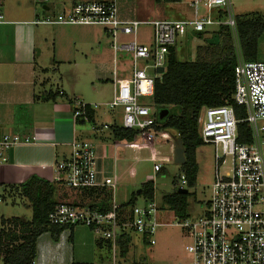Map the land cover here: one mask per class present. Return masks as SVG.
Masks as SVG:
<instances>
[{
    "label": "built area",
    "instance_id": "1",
    "mask_svg": "<svg viewBox=\"0 0 264 264\" xmlns=\"http://www.w3.org/2000/svg\"><path fill=\"white\" fill-rule=\"evenodd\" d=\"M187 4L192 16L177 19L122 18L115 1H94L78 2L69 9L32 20L33 24L50 26H100L111 41L115 62L119 53L128 54L124 61L130 73L119 77L114 69L115 91L106 105L110 110L121 109L124 128L140 131L143 141L130 143L128 147L148 149L155 171L161 170V162L168 161V156L154 152L160 148L154 139L160 137L174 149L175 139L181 138L175 130L157 128L160 122L153 101L155 81L164 74L158 69L162 67L166 71L170 48L189 32H208L210 27L217 29L222 25L229 26L237 39L231 0H188ZM201 7H204L202 11ZM3 20L0 13V22ZM142 25L153 26V40L148 47L138 41ZM122 36L132 40L122 41ZM139 61L144 62V67ZM148 69L154 70V74H149ZM233 98L245 107V118L239 120L231 105L204 107L198 117L203 142L215 146V177L206 212L197 219L187 217L175 223L190 238L185 246L189 264H264V61H245L238 55ZM72 103L74 119L89 122L88 110L96 108L97 104H89L79 97H74ZM242 122L251 127V142L239 140ZM93 129L98 130L96 126ZM35 139L34 136L22 138L15 133L3 134L0 163L6 160L5 154L10 148ZM71 145V154L56 161L55 173L71 188H109L113 196L111 209L102 212L89 205L59 203L49 214V222L65 225L67 230L76 225L90 228L99 240L110 244L113 264H120L117 259L119 240L128 234L141 235L149 244H155L158 227L174 224L169 219L163 220L166 208L156 201L155 192L152 198L144 199V204L123 208L114 200L117 183L103 176L97 168L94 144L74 140ZM187 184L183 173L178 189L186 188Z\"/></svg>",
    "mask_w": 264,
    "mask_h": 264
},
{
    "label": "crops",
    "instance_id": "2",
    "mask_svg": "<svg viewBox=\"0 0 264 264\" xmlns=\"http://www.w3.org/2000/svg\"><path fill=\"white\" fill-rule=\"evenodd\" d=\"M12 1L10 6L9 0H0V13L4 16L3 22H0V138L3 134L15 133L22 138L34 136L36 139L30 143L18 144L6 152V160L0 163V188L6 194L14 196V200L17 196L25 198L16 187L30 176L38 175L54 182L57 202L91 206L102 200L104 190L110 192V189L71 188L60 180L54 171V165L56 161L66 159L71 154L72 141H89L93 138L98 140L96 143L92 140L96 147L97 168L103 176L114 178L118 188L128 177L124 175L123 165L127 161H138L136 154L132 160H128L125 155L130 143L113 139V126L116 124H110L109 118L105 116L104 120L99 121L97 108L101 104L95 103L97 107L93 109L92 130L80 128L86 122L76 121L73 117L74 97L94 104L92 99L100 93L103 86L100 81H113L115 68L119 74L111 41H107L103 35L99 41L94 26H50L33 24L32 20L69 9L78 2L94 1H115L122 18L148 21L170 19L165 17L167 14L158 3L174 4L182 1L152 0L157 1V8L146 6L141 13L134 5V0L130 3L127 0ZM177 16L182 18L180 14ZM215 30H209L211 34L206 38H212ZM121 71L123 76L130 73L127 68ZM44 92H53L56 94L55 99L37 100L36 95ZM103 124L109 126V134L113 140L110 148L114 154L110 168L104 163L107 159L104 153L107 145L101 142L105 136ZM94 126L98 130L93 129ZM161 150L163 148H159L158 152L163 154ZM129 174L132 175L131 172ZM132 188L135 190L133 186ZM139 189L130 195L131 190L127 188L126 197L117 202L127 203L139 194ZM3 194L1 196L4 200ZM27 207L30 208L31 204H27ZM0 214V222L2 218L22 217L7 215V211ZM98 240L94 231L85 225L64 230L58 241L53 240L49 232L43 233L38 238L37 255L33 264H80L88 261L106 264L103 256L99 257V263L94 262L96 250H107V245L98 246Z\"/></svg>",
    "mask_w": 264,
    "mask_h": 264
},
{
    "label": "trees",
    "instance_id": "3",
    "mask_svg": "<svg viewBox=\"0 0 264 264\" xmlns=\"http://www.w3.org/2000/svg\"><path fill=\"white\" fill-rule=\"evenodd\" d=\"M235 18L237 39L234 38L229 26L222 25L213 33V37L216 35L219 37V43L210 44L208 43L210 38H206L207 43L198 47L197 58L193 61L179 60L176 46H172L166 71L155 81L154 103L162 110L169 109L171 106L180 109L179 113H171L169 110L163 119L159 114L160 126L157 128L175 130L183 139L186 162L181 164V174L186 175L188 187L195 186L198 173L196 150L203 144L198 124L201 110L204 107L231 105L239 120L246 116L245 107L237 104L233 98L235 66L238 63L239 54L245 61L259 60V41L264 34V17L239 15ZM196 35L199 38L204 37L203 32H198ZM55 97L56 94L53 92L36 95L37 100L44 101L55 99ZM88 113L89 121H92L93 109L90 108ZM80 122L85 123L84 120ZM112 134L115 141L135 143L141 140L140 131L123 126H113ZM239 140L242 142L253 140L249 123L239 124ZM16 188L31 204L33 214L30 220L23 217L2 218L0 222V260L4 264H33L40 235L49 232L52 239L58 241L67 226L53 225L49 222V214L59 204L55 200L54 182L38 175H32ZM140 189L139 194L122 204L123 208L134 205L138 196L149 199L155 192L153 181L142 183ZM104 194L100 202L91 206L107 212L111 209L113 196L111 190L110 192L104 190ZM188 197L189 192L181 193L177 190L165 195L163 201L178 216L187 218ZM136 236L138 234H128L119 240L120 257L124 258L128 254L130 244L135 243ZM139 237L144 243H148L144 237L141 235ZM106 245L110 250L108 242L98 240V246Z\"/></svg>",
    "mask_w": 264,
    "mask_h": 264
},
{
    "label": "rangeland",
    "instance_id": "4",
    "mask_svg": "<svg viewBox=\"0 0 264 264\" xmlns=\"http://www.w3.org/2000/svg\"><path fill=\"white\" fill-rule=\"evenodd\" d=\"M127 1L129 3L131 2V0ZM187 1L188 0H184L183 2L174 4H166L163 2L158 4H160V8L165 10L167 14L165 17L175 19L178 17V14H180L181 17L192 16V9L187 4ZM155 2L157 3V1ZM155 2H152V0H134L133 3L136 5V8H138L139 13H141L146 6L156 7L157 4ZM231 3L232 12L235 17L239 15H259L264 17V0H231ZM8 4L11 6L13 1L9 0ZM203 9L204 7H201V11ZM94 27H96L99 41L101 40V35H103L107 41H110V39L104 35L105 33L100 26ZM210 29L213 30L214 27H210L208 30ZM203 33V38H199L198 35H196L197 33L193 32H189L185 37L179 38L176 44V52L179 60L193 61L197 58L198 47L204 46L207 43V35L211 34L209 31H205ZM121 40L130 41L132 38L122 36ZM152 40L153 26H140L138 41L148 47ZM124 58H128V54L122 52L118 54L117 64L119 69V77L123 76L121 74V69H126ZM259 60L264 61V34L259 41ZM139 64L141 67H144L143 61H139ZM148 72L149 74H154V70L152 69H148ZM100 83L103 84V86L100 88V93L92 99L94 104H101L97 108L99 121L104 120L103 116H105L106 118H109L108 122H111L110 124L122 126L123 116L121 109L110 110L108 106L103 104L112 100L115 91L114 82L112 80H101ZM53 88L55 89V87ZM155 107L158 109L157 117H159L162 109L158 106ZM168 110H170L171 113H179L180 111L179 107L174 106L169 107ZM259 124L261 126L262 122L259 121ZM92 126L93 124L91 121H89L86 122L84 126H80V128L84 127V129L92 130ZM102 127L105 130V136L101 142L107 145V147L104 149L105 156H107V159L104 160V163L105 166L110 168L112 164V155L114 154L110 148L113 145V140L109 134V126L103 124ZM153 139L154 137H152V140ZM92 140L93 138H91L89 141H91L93 144L94 142L96 143L98 141L94 139L93 142ZM141 141H143V139H141L139 142ZM154 142L157 147L163 148V150H161L163 154L158 152V150H154V152L161 154L162 156H168V161L161 162L163 167L162 170L159 172L154 170L155 162L152 160L151 153L148 149L134 150L133 148L127 147V152L125 154L127 155V159H135L136 154L138 156V161H127V163L123 165L124 175H128V177L125 179L126 182L122 186H118V188H116L114 192V200L116 202L123 200L127 195V188L131 190V193H129L131 195L132 192L141 187L142 183L153 181L155 187V199L159 205H161L164 209L166 208L165 212L162 214V218L163 220L169 219L174 224L158 227L154 236L156 243L153 245L144 243L139 235L136 236L135 243L130 244L128 254L122 258L118 253L117 259L120 264H189V258L187 252L185 251V246L190 242V238L187 236L182 227L175 225V223L179 219H182V217L178 216L173 210H170L163 201L165 195L174 193L180 187V175L182 173L181 165L174 161V149L171 144L168 143V141L158 137L156 140L154 139ZM196 161L198 163V173L195 186L186 187L189 192L187 217L193 219L201 217L206 212V202L211 197L212 184L215 177V146L213 144L203 142V144L200 145L196 150ZM129 172H131L132 175H130ZM114 181L116 182L115 179ZM131 183L134 184L131 185ZM132 186L135 190H133ZM1 193H4L3 195L5 198L4 200H0V213L7 211V215L22 216L27 220L32 218V209L31 207H27V204H29L27 199L17 196L14 200V196L6 194L0 188V195ZM136 203L142 205L145 203V200L142 198V196H139L138 199H136ZM107 250L100 251L102 254L96 250L97 256L95 257L94 262L99 263V257L103 256L106 264H113L112 251ZM0 264H4V262L0 260ZM80 264H93V262L88 261V263Z\"/></svg>",
    "mask_w": 264,
    "mask_h": 264
},
{
    "label": "water",
    "instance_id": "5",
    "mask_svg": "<svg viewBox=\"0 0 264 264\" xmlns=\"http://www.w3.org/2000/svg\"><path fill=\"white\" fill-rule=\"evenodd\" d=\"M208 43L210 44H218L219 43V37L216 35L210 39H208ZM158 71L160 73H164L165 70L164 68H159ZM169 113V110L168 109H164L161 111L160 113V117L163 119L167 116V114ZM175 147H174V161L177 163V164H183L186 162V156H185V145H184V142H183V139L182 138H176L175 139ZM179 192L181 193H187L188 192V189L187 188H180L178 189ZM141 192V189L138 190V193Z\"/></svg>",
    "mask_w": 264,
    "mask_h": 264
}]
</instances>
